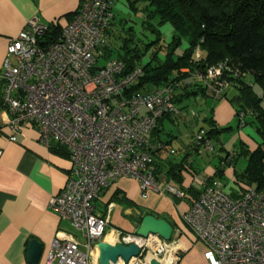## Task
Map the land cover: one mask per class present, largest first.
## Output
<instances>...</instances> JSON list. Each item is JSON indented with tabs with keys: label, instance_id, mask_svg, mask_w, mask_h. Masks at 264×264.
Returning <instances> with one entry per match:
<instances>
[{
	"label": "built area",
	"instance_id": "1",
	"mask_svg": "<svg viewBox=\"0 0 264 264\" xmlns=\"http://www.w3.org/2000/svg\"><path fill=\"white\" fill-rule=\"evenodd\" d=\"M113 2L85 0L63 27L57 43L44 47L41 39L49 25L32 20L7 46L1 106L11 115V140L28 122L45 146L59 145L68 152L69 178L64 189L51 197L49 207L86 240L81 247L73 239H55L44 264H100L99 244L106 242L109 231L116 238L114 244L140 248L139 256L129 262L119 259L116 264H145L149 257L175 264L183 250L179 237L166 242L157 235L142 238L120 232L112 228L111 215H97L93 205L121 177L138 180L143 198L150 192L180 200L187 196L156 178L151 156L161 145H153L150 136L158 120L174 110V89L128 94L141 69L124 75L123 62L98 59L103 54L100 48L106 45ZM225 70L219 64L199 77L209 96L223 94L228 85ZM239 117L244 126L243 114ZM202 134L197 136L199 142ZM201 187L182 221L206 247L207 263L264 264V193L254 188L241 193L236 188L235 196L218 179L203 181Z\"/></svg>",
	"mask_w": 264,
	"mask_h": 264
},
{
	"label": "trees",
	"instance_id": "2",
	"mask_svg": "<svg viewBox=\"0 0 264 264\" xmlns=\"http://www.w3.org/2000/svg\"><path fill=\"white\" fill-rule=\"evenodd\" d=\"M84 1L80 0V5ZM113 1L106 45L100 48L103 54L98 59L123 62L124 75L141 69V76L128 94L174 89L171 99L174 110L158 120L150 136L153 145H161V148L151 151L157 168L156 178L198 198L202 187H184L185 175L197 172L191 159L194 154H199V147H205L212 137L230 128H219L210 117L213 108H208L209 115L203 120L209 124L210 130L200 129L197 136L203 134L200 142L196 140V153L191 148L170 149L171 157H165L166 146L159 139L160 126L165 119L181 120V115L188 113L193 103H199L198 98L214 102L226 100L236 110L238 119L243 114L244 124L253 129L260 141L256 142L254 149L241 141L237 154L233 152L227 153L225 158L218 157L225 163V169L221 163L216 167L215 175L205 181L221 180L226 169L232 168L234 187L239 192L254 188L264 193V0H123L129 10L126 18H119L120 14L116 12V4L120 0ZM132 14L141 18V33L147 32L144 34L147 42L137 38L134 26L130 24ZM166 26L171 34L164 42L166 37L162 29ZM117 28L119 33L116 34ZM62 31L59 23H50L49 31L41 39L43 46L57 43ZM152 48L150 60L142 64ZM219 64L226 67L223 78L228 85L220 97H212L199 77L207 75ZM255 85L261 88V96L254 90ZM2 98L3 94L1 105ZM51 148L53 153L69 158L68 152L59 145L54 144ZM241 160L245 163L243 168L238 167ZM144 212L142 216L152 215ZM180 256L181 253L177 257Z\"/></svg>",
	"mask_w": 264,
	"mask_h": 264
},
{
	"label": "crops",
	"instance_id": "3",
	"mask_svg": "<svg viewBox=\"0 0 264 264\" xmlns=\"http://www.w3.org/2000/svg\"><path fill=\"white\" fill-rule=\"evenodd\" d=\"M123 4V8H126L124 1ZM79 7L80 0H0V97L4 93L2 74L11 40L27 30L32 20L44 25L56 22L64 27L74 18ZM168 33L170 35L171 30ZM218 102L214 109V120L218 126L232 124L236 118L240 129L246 127L240 126L236 110L228 101ZM10 117L8 109L0 104V264H30L28 249L31 241H37L42 247L36 264H44L49 246L55 239H73L81 247L86 243L81 232L74 229L69 221L58 219L49 207L51 197L64 189L71 164L69 158L53 153L51 147L39 140L37 130L31 123H23L15 133V141H12L14 133L8 126ZM241 139L251 149L260 141L252 128L248 134H242ZM191 160L197 172L185 175L184 187L195 186L198 182L200 189L203 181L215 175L216 168L206 166L200 170L201 163L197 164L193 158ZM204 170L206 173L201 175L199 171ZM224 175L228 176L229 187L234 186L232 168H228ZM186 194L183 200L154 192L143 198L138 180L121 177L100 193L93 205L95 211V205H100L97 215L108 213L111 219L114 217L117 226L112 225V228L120 232H124L129 220L138 227L144 211L166 219L172 225L170 218L176 227L172 225L174 237H179L183 245L182 252L177 255L181 253L180 258H175L177 264H208L204 258V244L188 228L185 234L178 226V218L182 220L196 199L194 195ZM120 205L125 208L120 210Z\"/></svg>",
	"mask_w": 264,
	"mask_h": 264
},
{
	"label": "rangeland",
	"instance_id": "4",
	"mask_svg": "<svg viewBox=\"0 0 264 264\" xmlns=\"http://www.w3.org/2000/svg\"><path fill=\"white\" fill-rule=\"evenodd\" d=\"M122 4H123V1L121 0L119 1L118 4H116V12L120 14V16H118L119 18H122V17L126 18L129 10L128 8H123L124 5L122 6ZM130 17H132V22H130V24L134 26V31L136 32L137 38L139 37L142 40L144 39L146 40V38L144 37V34L147 35V32L141 33V25H140L141 18L136 14H132ZM116 30H117L116 34L119 33V28H117ZM169 30L170 29L168 26L162 29L163 36L166 37V40L164 42H167L170 38L168 37ZM153 50L154 49L152 48L147 53L145 58H143L142 64H146L150 60L151 58L150 55L152 54ZM254 90L259 96L262 95V91L259 86L255 85ZM197 100L199 101V103L197 105L196 103H193L191 105V108L189 109V112L181 115V120H178V121L177 119H175L174 121L169 120V119L163 120L162 122L163 125L160 126L161 131L159 132V136H160V140H162L166 146V151H164L163 153L165 157H171L169 153L170 149L174 151H178L181 148L185 150L187 148H191V149H194L193 153H196L195 143L197 140V134L199 133L200 129L204 128L206 131L210 130L209 124L207 122H204L203 119L204 117L209 115L208 110L211 107L213 108V111L210 117L214 119V109L219 105V102H214L211 99L203 100V99L198 98ZM193 102H197V101L194 100ZM239 124H240V121H239ZM227 127H229L230 130L222 134H218L216 137H212L211 141H209L208 144H205V147L201 146L198 148L200 155L194 154L193 156L194 161H196L197 164L201 163V169L199 168L200 170L205 169L206 166H210L214 168L220 167L221 163H222V168L225 169V163L220 161L219 158L220 157L225 158L227 153L233 154L234 152V155L237 154L238 145L242 141L241 135L248 134L249 129H250L248 126L241 127L240 129L238 126V120H236V118L234 119V122L232 124L225 125V126H219V128H227ZM244 164L245 163L243 162V160H241V164L238 167L240 168L242 166L243 168ZM199 173L203 175V173H206V171L205 170L199 171ZM199 178H202V177L199 176ZM221 180L222 182L229 184V179L227 175H224ZM195 184H196L195 185L196 188H198V186L200 187L198 182H196ZM229 190H230V193H232L235 196L238 194L237 189L234 186H231ZM95 206H96V211L98 212L100 205H95ZM169 220L172 223V225L175 227V225L173 224L174 221H172L170 218ZM127 223L128 225L123 229L124 232L128 234H135L138 228L137 224H135V222L131 223L130 220ZM178 226L181 227L182 233H185V234L187 233V227L184 224V222L180 220V218H178ZM114 243L115 242H113L112 244Z\"/></svg>",
	"mask_w": 264,
	"mask_h": 264
},
{
	"label": "water",
	"instance_id": "5",
	"mask_svg": "<svg viewBox=\"0 0 264 264\" xmlns=\"http://www.w3.org/2000/svg\"><path fill=\"white\" fill-rule=\"evenodd\" d=\"M120 210L125 207L120 205ZM111 224L117 226L113 217ZM174 234V228L166 219H160L153 215L143 216L137 228L136 235L147 238L149 235H157L166 242H170ZM42 247L37 241H31L28 249L30 264H36L41 255ZM100 264H116L119 259L129 262L131 258L140 255V248L135 245L110 244L101 242L99 244ZM145 264H162L154 257H149Z\"/></svg>",
	"mask_w": 264,
	"mask_h": 264
},
{
	"label": "bare ground",
	"instance_id": "6",
	"mask_svg": "<svg viewBox=\"0 0 264 264\" xmlns=\"http://www.w3.org/2000/svg\"><path fill=\"white\" fill-rule=\"evenodd\" d=\"M106 240H107L108 242H110V243H112V242L115 241V238H114L112 232L109 231V234H108V237H107Z\"/></svg>",
	"mask_w": 264,
	"mask_h": 264
},
{
	"label": "clouds",
	"instance_id": "7",
	"mask_svg": "<svg viewBox=\"0 0 264 264\" xmlns=\"http://www.w3.org/2000/svg\"><path fill=\"white\" fill-rule=\"evenodd\" d=\"M173 237H174V234H173ZM173 237H172V239H173ZM172 239H171V240H172ZM107 243H108V242H107Z\"/></svg>",
	"mask_w": 264,
	"mask_h": 264
},
{
	"label": "flooded vegetation",
	"instance_id": "8",
	"mask_svg": "<svg viewBox=\"0 0 264 264\" xmlns=\"http://www.w3.org/2000/svg\"><path fill=\"white\" fill-rule=\"evenodd\" d=\"M142 217H143V216H142ZM142 217H141V218H142ZM140 221H141V219H140ZM139 224H140V222H139Z\"/></svg>",
	"mask_w": 264,
	"mask_h": 264
}]
</instances>
